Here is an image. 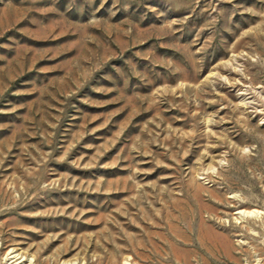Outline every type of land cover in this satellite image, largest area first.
Wrapping results in <instances>:
<instances>
[{
	"label": "rangeland",
	"instance_id": "obj_1",
	"mask_svg": "<svg viewBox=\"0 0 264 264\" xmlns=\"http://www.w3.org/2000/svg\"><path fill=\"white\" fill-rule=\"evenodd\" d=\"M18 262L264 264V0H0Z\"/></svg>",
	"mask_w": 264,
	"mask_h": 264
},
{
	"label": "bare ground",
	"instance_id": "obj_2",
	"mask_svg": "<svg viewBox=\"0 0 264 264\" xmlns=\"http://www.w3.org/2000/svg\"><path fill=\"white\" fill-rule=\"evenodd\" d=\"M259 212H258V210H255V209H252V210H241L240 211V215L243 217L244 215H252V214H254V215H257ZM259 214H261V213H259ZM239 216V215H238ZM253 216V215H252ZM258 216V215H257ZM242 217H240V218H242ZM245 217V216H244ZM246 218V217H245ZM248 218V217H247ZM13 250V249H12ZM15 251V250H14ZM21 256V255H20ZM4 257H6V256H4ZM8 258V257H7ZM25 259V258H24ZM7 260V259H6ZM9 260V259H8ZM8 262V261H7ZM27 263V262H26ZM18 264H20V262H18ZM260 264V263H259Z\"/></svg>",
	"mask_w": 264,
	"mask_h": 264
}]
</instances>
